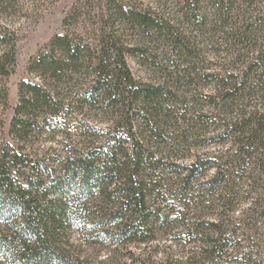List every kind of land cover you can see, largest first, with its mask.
Masks as SVG:
<instances>
[{
    "label": "trees",
    "instance_id": "obj_1",
    "mask_svg": "<svg viewBox=\"0 0 264 264\" xmlns=\"http://www.w3.org/2000/svg\"><path fill=\"white\" fill-rule=\"evenodd\" d=\"M97 1H78L17 85L3 264H93L109 248L115 264H264V0ZM24 9L0 0V77L16 61L4 15ZM86 17L84 36L65 29ZM56 134L78 140L35 146Z\"/></svg>",
    "mask_w": 264,
    "mask_h": 264
},
{
    "label": "rangeland",
    "instance_id": "obj_2",
    "mask_svg": "<svg viewBox=\"0 0 264 264\" xmlns=\"http://www.w3.org/2000/svg\"><path fill=\"white\" fill-rule=\"evenodd\" d=\"M31 1L32 0H24L26 10H16L14 12L8 11V15H4L7 18V23L12 24L15 29L17 28V40L14 70L10 75L6 77H0V83L6 86L8 93L7 104L4 105L0 102V144L7 142L10 144L12 143L9 135V125L14 113V107L18 100L17 85L22 80L33 79L27 70L30 58L35 56L55 34L64 32L63 19L69 14L72 8L76 6L78 1L81 2L85 8L84 12L87 11V13H91V11H93V9L90 11L87 10L91 8L89 5H94L98 2L97 0H57L55 2L53 0ZM126 1L132 2L134 0ZM93 12L96 14L99 13L96 8ZM65 29H67L69 32H79L84 36L89 30V20L88 18L86 20L83 18L79 19L78 22H73L67 25V28ZM132 65L136 68L138 66L135 62H132ZM138 68L141 69V67ZM189 100L190 97L187 99V109L190 113H192V107L195 108V106L197 107L200 104H196V102L192 104ZM66 130L68 129L66 128ZM179 130H182V128ZM61 138L64 144H70V141L74 139L71 141L70 145L76 144L78 140H76L73 136L64 139V136L60 134H56L54 137H49L48 135L36 139L35 146L42 150H47L50 147L51 149L55 148L57 149L56 152H58L60 143L57 141V139L60 140ZM189 142L190 139L187 140L188 144ZM173 144L176 148L172 152L180 154L181 151H183L184 153H187V149L185 148L187 147L186 145H179L178 141L174 142ZM163 235L164 234L161 233L160 237ZM134 247L132 248L133 250H135L138 246ZM124 249L118 250L119 255H117V257H120L122 261H125L124 258H122ZM112 250L113 248L102 249L100 252L93 251L95 253L93 264H115V259L113 257L115 252L113 253ZM137 250H139V248ZM90 252L91 251H89V253ZM157 258L158 256L156 259ZM0 264H3L1 259Z\"/></svg>",
    "mask_w": 264,
    "mask_h": 264
}]
</instances>
